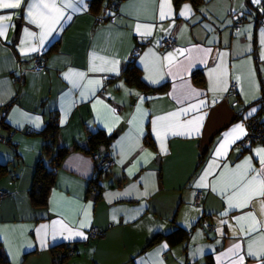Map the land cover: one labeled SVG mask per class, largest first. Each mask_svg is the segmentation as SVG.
Returning <instances> with one entry per match:
<instances>
[{"label":"crops","instance_id":"obj_1","mask_svg":"<svg viewBox=\"0 0 264 264\" xmlns=\"http://www.w3.org/2000/svg\"><path fill=\"white\" fill-rule=\"evenodd\" d=\"M203 1L195 9L168 0L170 13L160 19L164 0H121L113 21L102 23L104 11L93 13L91 0H23L20 8L0 9L11 16L0 37V164L8 170L0 177L7 193L0 248L9 264H53L51 250L60 245L74 250L59 264H241V257L261 264L248 252L264 248V164L257 155L264 144L238 143L243 120L264 124V26L253 20L264 11L253 0ZM185 6L191 11L181 16ZM233 15L243 18L237 29ZM166 37L175 39V50L161 48ZM139 41L145 44L133 58ZM131 62L147 90L122 76ZM52 120L55 147L68 153L47 206L34 208V169ZM238 126L243 132L229 136ZM97 131L108 138L103 153L113 163L93 187L86 149ZM256 222L259 230L249 234ZM94 228L101 235L88 238ZM56 252L61 260V247Z\"/></svg>","mask_w":264,"mask_h":264},{"label":"trees","instance_id":"obj_2","mask_svg":"<svg viewBox=\"0 0 264 264\" xmlns=\"http://www.w3.org/2000/svg\"><path fill=\"white\" fill-rule=\"evenodd\" d=\"M113 0H108V4L111 3ZM175 5L177 6L179 3L184 1H189L193 7L196 9L199 5L203 4V0H174ZM103 3L104 0H91L90 9L93 13L97 14L103 10ZM248 3V0H247ZM115 11V10H114ZM114 11H109L104 13L105 17L102 18V21L109 20L110 19V13ZM259 17V16H258ZM122 76L125 78V81L132 86L137 87L138 89L147 90V86L142 80L141 77V70L137 65H135L133 62L129 63L127 67L122 71ZM195 83L198 85H202L203 82L201 79H195ZM159 91L163 90L158 89ZM57 123L55 120H52L47 124L45 129L43 130L42 134L45 137V143L43 146L42 151V157L37 162L34 174H33V180L32 185L30 189V201L31 205L34 208H44L47 206V199L49 192L51 188L54 185V179L56 174V169L60 165V162L62 159L66 156L68 153V150L65 148H57L55 147V140H56V134H57ZM108 138L104 136V134L101 131L94 132L89 135L88 137V148L86 149V152L90 154L92 151L98 150L100 147H107ZM202 159V156L201 158ZM6 165L0 164V177L7 172ZM93 187L97 186V180H92L90 182ZM176 234L181 235V230L176 231ZM174 233V234H175ZM172 235H169L168 237H171ZM161 235H157L153 237L147 246H150L152 243H154L158 238H160ZM61 247L62 254L64 257L60 259H55V255L57 254V250ZM69 250H74L73 246H66V245H60L58 247L52 248L53 252V264H59L61 263L66 256L69 254ZM61 254V255H62ZM0 264H9V261L5 254H3L1 248H0Z\"/></svg>","mask_w":264,"mask_h":264},{"label":"built area","instance_id":"obj_3","mask_svg":"<svg viewBox=\"0 0 264 264\" xmlns=\"http://www.w3.org/2000/svg\"><path fill=\"white\" fill-rule=\"evenodd\" d=\"M121 0H113L111 3H107L108 0H104L103 3V10L104 13L109 11H114L117 9L119 3ZM262 7L264 8V1L261 3ZM233 23L232 26L234 29H237L241 26L243 23V18L241 15H233L232 17ZM254 23L257 26H264V15L259 16L253 19ZM107 21H113V19L110 17ZM102 19H97V23H102ZM145 44L144 41H139L135 48L132 51V57L135 58L139 55L141 51L142 45ZM161 48L167 49V50H175L177 48V43L175 39L172 37H166L162 39L160 43ZM42 60V54H39L35 56L33 61V68L37 69L41 65ZM230 91L232 94L236 93L235 85L232 83L230 85ZM243 124L246 127V135L245 137L238 143V146L240 147H248L252 144H264V124L258 121L257 118H250L243 120ZM0 141L5 142L6 140L3 138H0ZM91 159L93 161L94 170H93V180H97L100 176L106 174L110 168V166L113 163L112 157L109 154H104L103 152H99L98 150L92 151L90 153ZM7 197V193L0 191V202ZM202 194L200 191H196L194 195V204L199 205L201 203ZM209 229L212 230V227H209ZM101 235V231L97 228L90 229L87 232L88 238L95 239ZM73 254V251L72 253ZM186 264H194V263H186Z\"/></svg>","mask_w":264,"mask_h":264},{"label":"snow or ice","instance_id":"obj_4","mask_svg":"<svg viewBox=\"0 0 264 264\" xmlns=\"http://www.w3.org/2000/svg\"><path fill=\"white\" fill-rule=\"evenodd\" d=\"M254 3L259 4L260 0H253ZM23 3V0H0V9H17L21 7V4ZM44 8H54L55 5H48V4H44L43 5ZM68 7H71V5H68ZM165 9H168L169 12H166ZM170 9H171V4L168 2V0H164V3L161 4V11H160V19H164L166 15H169L170 13ZM191 11V9L188 6H185L184 10L180 12L181 16H187V14ZM33 12L30 9L28 12V16L29 17H33ZM11 19L10 15H5V16H0V37L5 36L7 29L9 27L7 21H9ZM33 22H37L35 20H33ZM41 27H43V24H40ZM143 34H151V29L148 28L146 29V31ZM33 51L35 49H32ZM169 60H171V57L168 58ZM201 120L203 119V117L200 118ZM196 131H198V128L196 129ZM243 132L242 127H237V129L233 130V133H230L229 136L233 135L235 132ZM228 141H225V144H227ZM225 145L222 144L221 147L223 148ZM164 146L163 144L161 145V151H164ZM217 155H220V153L218 152ZM257 155L261 157V163L264 164V149L260 150L257 152ZM245 163H249L248 161H246ZM259 175V173L257 174ZM260 185V195H264V180H261L259 182ZM198 187L201 186H206L203 184L197 185ZM86 225L81 224V227H85ZM253 230H259V222H256V226L254 228H250L249 229V234L253 231ZM70 231V230H69ZM75 236H79L82 239H87V237L84 235L83 232H75L74 233ZM237 249L240 247L239 245L235 246ZM248 255L261 261V264H264V248H262L259 252L257 251H252L251 250V246L248 252ZM241 264H243V257H241Z\"/></svg>","mask_w":264,"mask_h":264},{"label":"water","instance_id":"obj_5","mask_svg":"<svg viewBox=\"0 0 264 264\" xmlns=\"http://www.w3.org/2000/svg\"><path fill=\"white\" fill-rule=\"evenodd\" d=\"M14 23H15V31H14V34H13V38L15 37V35L17 34V31L19 30V28H20V24H21V21H20V19H16L15 21H14ZM149 95H152L153 94V92L151 91L150 93H148ZM104 147H100L99 149H98V151L99 152H103L104 151Z\"/></svg>","mask_w":264,"mask_h":264},{"label":"rangeland","instance_id":"obj_6","mask_svg":"<svg viewBox=\"0 0 264 264\" xmlns=\"http://www.w3.org/2000/svg\"><path fill=\"white\" fill-rule=\"evenodd\" d=\"M262 1H264V0H260V3H259V4L254 3L255 6H256V8L258 9V11H260V13H262V12L264 11V8H263L262 5H261ZM261 11H262V12H261Z\"/></svg>","mask_w":264,"mask_h":264}]
</instances>
